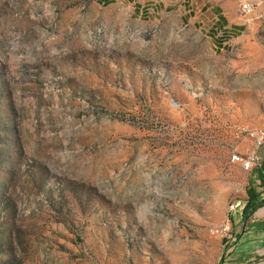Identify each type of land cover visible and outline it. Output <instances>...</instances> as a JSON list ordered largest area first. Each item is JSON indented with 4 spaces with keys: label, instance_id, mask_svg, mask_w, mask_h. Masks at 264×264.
Returning <instances> with one entry per match:
<instances>
[{
    "label": "rangeland",
    "instance_id": "1",
    "mask_svg": "<svg viewBox=\"0 0 264 264\" xmlns=\"http://www.w3.org/2000/svg\"><path fill=\"white\" fill-rule=\"evenodd\" d=\"M256 1L0 0V264H233L264 71L212 32Z\"/></svg>",
    "mask_w": 264,
    "mask_h": 264
},
{
    "label": "crops",
    "instance_id": "2",
    "mask_svg": "<svg viewBox=\"0 0 264 264\" xmlns=\"http://www.w3.org/2000/svg\"><path fill=\"white\" fill-rule=\"evenodd\" d=\"M256 3L258 5V11H256L261 15V21L256 22L254 17L246 20L241 18V20L237 14L231 21L226 19L223 11H218L215 15V27H213L212 34L218 49L223 50L231 45H241L243 53L250 54L255 59L259 58L260 62L263 60L264 71V0H257ZM254 13L255 9L250 16ZM241 28H244L243 31H240ZM226 33L231 36L227 37ZM258 155L259 164L249 173V187L260 193L264 199V145L259 148ZM242 228V232L237 231L238 242L231 253L235 257L234 261L237 264H240L242 260L249 263L257 261V264H263L264 206Z\"/></svg>",
    "mask_w": 264,
    "mask_h": 264
},
{
    "label": "built area",
    "instance_id": "3",
    "mask_svg": "<svg viewBox=\"0 0 264 264\" xmlns=\"http://www.w3.org/2000/svg\"><path fill=\"white\" fill-rule=\"evenodd\" d=\"M240 9L244 16H250L251 10L255 9V6L249 2H242ZM245 139L250 142V149L246 153H240L236 150L232 155V163L238 164L245 172H252V170L259 164L258 150L264 145V130L261 128L252 129L246 132ZM239 205H236L238 207ZM227 227H222L216 230L217 234L223 235L228 232Z\"/></svg>",
    "mask_w": 264,
    "mask_h": 264
},
{
    "label": "trees",
    "instance_id": "4",
    "mask_svg": "<svg viewBox=\"0 0 264 264\" xmlns=\"http://www.w3.org/2000/svg\"><path fill=\"white\" fill-rule=\"evenodd\" d=\"M104 4L108 3L109 0H102ZM247 198L244 201V207L241 211V223L242 226L247 224V222L252 218V216L264 206V199L261 197L260 193H257L253 188H247ZM242 227L240 232H242ZM239 234H236L238 238ZM230 263L237 264L234 260L229 261ZM219 264H225V261H221Z\"/></svg>",
    "mask_w": 264,
    "mask_h": 264
},
{
    "label": "bare ground",
    "instance_id": "5",
    "mask_svg": "<svg viewBox=\"0 0 264 264\" xmlns=\"http://www.w3.org/2000/svg\"><path fill=\"white\" fill-rule=\"evenodd\" d=\"M254 12V10H251V14Z\"/></svg>",
    "mask_w": 264,
    "mask_h": 264
}]
</instances>
